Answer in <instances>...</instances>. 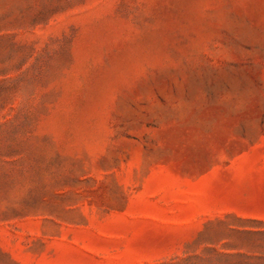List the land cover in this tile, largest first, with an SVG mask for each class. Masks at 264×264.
Returning <instances> with one entry per match:
<instances>
[{"label":"rangeland","instance_id":"374dc122","mask_svg":"<svg viewBox=\"0 0 264 264\" xmlns=\"http://www.w3.org/2000/svg\"><path fill=\"white\" fill-rule=\"evenodd\" d=\"M0 264H264V0H0Z\"/></svg>","mask_w":264,"mask_h":264}]
</instances>
